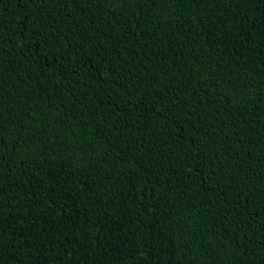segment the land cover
Returning <instances> with one entry per match:
<instances>
[{
	"label": "trees",
	"instance_id": "16d2710c",
	"mask_svg": "<svg viewBox=\"0 0 264 264\" xmlns=\"http://www.w3.org/2000/svg\"><path fill=\"white\" fill-rule=\"evenodd\" d=\"M0 264H264V0H0Z\"/></svg>",
	"mask_w": 264,
	"mask_h": 264
}]
</instances>
